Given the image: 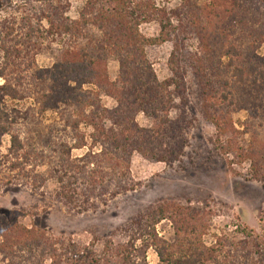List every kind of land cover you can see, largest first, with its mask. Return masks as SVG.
<instances>
[{
	"label": "trees",
	"instance_id": "1",
	"mask_svg": "<svg viewBox=\"0 0 264 264\" xmlns=\"http://www.w3.org/2000/svg\"><path fill=\"white\" fill-rule=\"evenodd\" d=\"M29 1L30 9L42 10L41 16L38 17L36 28L30 24L29 28L23 25L21 31L29 39L36 36L62 47L61 57L52 74L48 76L44 71H37L34 77L43 82L44 91L53 95L62 105L83 106L81 108L85 111L91 109L89 115L84 114V120L95 129L94 145L102 147L99 156L90 154L72 162L73 148L65 143L60 161L55 164L57 167L51 168V177L60 184L59 199L80 214L88 212L97 198L108 205L109 198L115 199L135 190L134 185H127L131 180L129 166L135 153L152 162L170 164L173 161L176 154L170 156V153L163 152L159 142L177 132L179 136L183 133V118L173 120L171 115L177 107L176 93H181L183 88L185 90L188 62L193 63L191 56L195 58L194 69L201 78L199 98L203 113L213 123L220 137L225 138L229 133L239 134L229 116L232 113L230 108L238 109L233 89L249 84L257 92L264 88V58L259 59L254 55V50L264 43V0H180L181 5L174 9L167 6L170 0H86L78 21L65 18L61 0ZM7 5H13L12 0H0V10H4ZM27 20L29 23L30 19ZM43 21L49 24L47 31L43 28ZM146 24L160 27L157 38L143 36L140 28ZM93 28L101 36H97ZM13 32L15 29L8 31L7 35L11 36ZM192 41L196 46L194 50H188ZM167 43H172L174 47L169 61L173 76L161 82L145 50L149 46ZM5 44L10 43H3L1 51L8 56L9 61L10 55H16L18 59L27 55ZM242 46L250 49L246 52ZM111 57L120 62V77L116 83H111L106 69ZM255 59L260 62L257 64ZM224 60L226 64H223ZM217 61L225 67L223 71H229L233 76L224 79ZM6 62V66L0 68V79L8 78L7 72L14 63ZM215 69V75L211 74ZM24 81L21 74L16 81L8 79L0 87V166L8 165L9 170L13 171L23 168L30 160H47L41 154L27 153L26 144L19 135L13 133L9 156H3L1 152L2 138L11 132L12 126L6 100L24 98ZM72 82H76L78 87H71L69 84ZM85 84L95 89L83 91L82 86ZM53 90L57 94L52 93ZM100 95L112 98L117 104L116 108L110 110L104 107ZM139 113L153 119V129H143L136 123ZM79 125L78 120L74 125L76 132L79 131ZM228 139L226 154L233 155L236 158L234 161L240 165L249 161L254 178L264 181V158L259 149L246 150L240 148L236 140ZM82 146L77 144L74 147ZM121 160L127 161L128 170L124 171ZM81 163L84 165L80 166ZM89 166H94V170L88 171ZM164 220L171 221L175 228L174 245L161 240L157 234L156 226ZM199 228L201 226L192 209L175 204L161 205L138 216L130 224L129 241L126 244L114 246L108 243L101 255L89 250H74V254L70 252V255L65 256L68 258L67 264H149L147 255L153 249L160 258V264H197L201 261L204 264H237L241 258L237 253L239 249L236 254L235 251L226 254L224 260L217 256V253H222L218 249L229 243L227 236L218 240L215 249H209L197 235ZM13 233H16L15 229ZM33 235V231L23 227L18 229V237L28 241L23 245L32 246L30 240ZM8 237L5 234L3 239L8 240ZM38 238L42 239L41 236ZM238 245L247 250L244 257L247 255L249 263L264 264V227L263 235L260 236L245 231V238ZM5 247H0V253H6L5 259L8 261L13 251L8 252L10 247ZM51 252L55 253V249Z\"/></svg>",
	"mask_w": 264,
	"mask_h": 264
},
{
	"label": "rangeland",
	"instance_id": "2",
	"mask_svg": "<svg viewBox=\"0 0 264 264\" xmlns=\"http://www.w3.org/2000/svg\"><path fill=\"white\" fill-rule=\"evenodd\" d=\"M12 2L13 5H7L4 10H0V68L6 66V61L14 62L7 72L8 78L0 79V87L4 86L8 79L16 81L17 76L21 74L26 85L23 99L6 100L12 126L11 132L2 138L1 152L3 156H9L13 133L19 135L26 144L27 153L41 154L47 160H30L23 168L14 171L9 170L8 165L0 166V247L4 248L6 245L5 248L10 247L8 252L13 251L8 261L5 259L6 253H0V264H67L68 258L65 254L70 255L74 250H89L101 255L108 243L119 246L129 241L128 229L138 216L168 204L190 208L196 213V219L201 226L197 235H200L206 248L215 249L218 240L227 236L229 243L225 249L223 246L218 249L222 252L217 253L221 260H224L229 252L235 251L236 254L239 249L237 253L241 258L237 264H251L247 261V255L244 257L247 250L238 244L244 240L245 231L255 236L263 235L264 181L254 178L249 161L240 165L234 161L236 158L233 155L226 154L225 145L230 138L236 140L240 148L259 149L264 158V88L257 92L256 88L249 84L233 89L238 109L230 108L232 113L229 116L239 134L229 133L225 138L220 137L213 123L203 113L199 98L201 78L194 69L195 58L188 55L193 63L188 62L186 87L181 93H176L177 107L171 115L173 120L183 118V133L179 136L180 133L177 132L159 142L163 152L170 153V156L176 154L173 161L170 164L152 162L135 153L129 166L131 180L127 184L134 185L135 190L115 199L109 198L108 205L97 198L88 212L80 214L59 199L60 184L51 177V168L57 167L55 164L60 161L65 143L73 148L72 162L84 159L90 154H101V145H94L95 129L84 120V114L89 115L91 109L85 111L81 108L83 106H64L53 95L44 91L45 84L34 77L35 73L44 71L50 76L61 57L62 47L58 43L49 44L36 36L29 39L20 28L23 25H28L29 28V24L36 28L42 10L30 9L29 0ZM61 2L65 18L78 21L87 1ZM181 3L180 0H170L167 6L174 9ZM27 19H30L29 23ZM42 25L46 31L49 29L47 21H43ZM11 29H15L16 33L8 36L7 32ZM93 31L97 36H101L96 28H93ZM140 31L143 36L152 39L159 36L160 27L157 24H146ZM5 42L10 43L5 45L11 49L24 51L27 55H23L21 59L10 55L9 61L8 56L1 51ZM194 46V41L190 42L188 50H194ZM173 49V44L167 43L149 46L145 50L146 57L161 82L173 76L169 65ZM249 49L250 47L244 48L246 52ZM254 55L259 59L264 58V43L254 50ZM226 63L224 60L223 64ZM219 64L217 61V66H220ZM254 64L255 62L252 66ZM221 66L218 68L222 69L220 75L224 79L233 76V73L223 71L225 67ZM106 69L111 83L118 82L119 60L111 57ZM216 72L215 69L211 74L215 75ZM69 85L78 87L76 82ZM92 89L95 88L88 84L82 86L83 91ZM52 93L57 94L54 90ZM83 99L84 102L85 98ZM100 100L101 104L110 110L117 106L108 96L100 95ZM78 120L80 125L79 131L76 132L74 125ZM136 123L146 130L154 127L153 119L144 113L137 115ZM77 144L83 146L74 147ZM121 161L124 171L128 170L127 161ZM83 165L84 163L80 164ZM94 168L89 166L88 171ZM114 187L113 182L112 188ZM22 227L34 232L30 240L32 246L25 245L28 241H22L18 237V229ZM156 231L161 240L171 245L176 243L175 228L171 221H162L156 226ZM5 234L9 235L8 240L3 239ZM38 236L42 239L38 240ZM230 242L237 245H231ZM19 243L21 245H18ZM54 249L55 253H52ZM176 250L174 248L175 252ZM176 254L178 255V251ZM147 256L149 264H160L155 250L150 249ZM197 264H204V261Z\"/></svg>",
	"mask_w": 264,
	"mask_h": 264
}]
</instances>
